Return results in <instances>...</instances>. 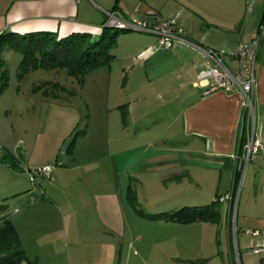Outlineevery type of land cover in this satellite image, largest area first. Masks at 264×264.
I'll list each match as a JSON object with an SVG mask.
<instances>
[{"label": "crops", "instance_id": "0c3cea01", "mask_svg": "<svg viewBox=\"0 0 264 264\" xmlns=\"http://www.w3.org/2000/svg\"><path fill=\"white\" fill-rule=\"evenodd\" d=\"M102 1L0 0V34L51 32L62 39L73 33H88L96 39L107 13L115 12L98 4ZM253 1L251 10L246 8L244 12L246 0H146L144 11L138 17L148 16L151 11L162 19L174 20L184 30L186 41H176L169 50L149 53L147 50L155 43V35L138 32L147 39L140 43L136 55L130 57L135 62L129 70L134 71L132 75L127 74L126 81L137 77L140 68L144 71L147 68L148 77L145 76L137 92L146 93L143 96L149 98L154 91L161 99H170L158 109L164 107L173 120L161 139L152 137L150 130L141 124L146 114L142 110L151 103L141 99L130 103L127 111L130 124L125 121L116 126L114 119L106 117L94 140L91 133L84 131L81 139L84 147L77 144L70 161L61 167L55 166L53 180L47 182L46 189L36 184L42 198L47 200L26 207L25 212H17L13 218L10 216L26 256L23 236L34 230L36 237L31 244L40 240L35 246L36 253L32 254L35 261L27 256L30 261L43 264V257L38 253L40 245H46L47 258L56 250L49 237L56 234L49 224L60 219L64 224L63 251L86 253L78 264H158L160 256L178 258L175 251L183 243L182 226L200 224L211 228L208 226L221 222V212L218 224L145 219L137 212L142 210L138 206L140 191L149 188V183L163 191H168V183L175 188L187 186L193 194V205L209 204L214 201V194L232 192L235 195L243 167L246 168L242 191L245 195L242 198L241 194L237 215L232 204L226 202L224 223L228 246L232 250L230 219L234 213L239 231L247 237L244 249L248 250L251 243L264 246L261 235L264 234V150L246 163L245 146L252 129L245 121L241 93L223 90L205 93L212 79H199L208 69L205 51L209 49L224 52V64L236 69V61L229 54L239 43H249L255 37L264 12V0ZM118 11L123 14L125 10ZM255 74L254 131L264 145V41L258 45ZM143 88L148 89L142 92ZM179 120L184 139L181 144H174L176 139L172 138L177 133L173 127ZM51 161L53 158L47 157L33 165ZM129 189L135 192L134 204L128 199ZM180 204L174 200L169 206L142 211L171 212L179 209ZM246 230L258 231V236H250ZM197 243L193 236L194 251ZM215 256L193 253L197 264H209ZM247 264H264V258L256 262L248 260Z\"/></svg>", "mask_w": 264, "mask_h": 264}, {"label": "rangeland", "instance_id": "374dc122", "mask_svg": "<svg viewBox=\"0 0 264 264\" xmlns=\"http://www.w3.org/2000/svg\"><path fill=\"white\" fill-rule=\"evenodd\" d=\"M98 4L108 8V10L115 9L116 13H120L124 18L137 19L140 15L139 12L144 11L143 6H146V0H103L102 3ZM246 4L247 7L244 5V12L246 8L251 10L254 1L246 0ZM118 9L125 11L122 14ZM152 13L151 11L148 12V14ZM145 36L131 30L120 32L117 36V45L112 51L114 55L112 62L87 73L83 78V83H80L77 78L69 76L65 71L56 72L42 68L32 70L19 79L17 72L22 54L12 50L4 53L8 78L7 85L3 89H1L0 78V205L7 206L6 214L12 215L13 218L17 212L22 210L25 212L26 207L47 200L42 198L36 184L40 183L42 188L46 189L47 182L51 183L53 176L47 178L36 175L32 181L25 170L33 171L38 167V165L33 164L47 157L53 158L51 164L56 167H61L62 164L66 165L72 157L67 150L69 144L73 143L74 147L77 144L84 147V142L81 140L84 131L91 133V138L94 140L99 134L100 124L106 123V117L111 120L114 119L116 126L122 122L124 124L125 121H129L130 124V120L127 118L130 103L135 104L137 100L141 99L142 102L147 100L151 103L149 108L142 110L146 114L141 124L150 130L152 137L162 138L163 131L171 124L173 118L168 116V110L166 111L164 107L158 109V106H162L163 102L167 103L170 99H161L158 97L161 95L154 91L150 92V97L149 94L147 95L149 98L143 96L146 93L137 92L140 90V85L148 77L147 68L145 71L140 68L137 77L131 76L132 78L129 77L128 83L126 81L127 74L134 71L129 70L135 62L130 57L136 55L135 52L140 48V43L147 39ZM138 67V65L135 66L136 69H139ZM149 77L151 79V76ZM57 84L62 88H58ZM146 89L148 88H143L141 91L145 92ZM110 113L109 117L108 114ZM134 125L136 126V124ZM139 129L140 126L137 130ZM173 129L177 133V137L172 138L173 140L176 139L173 143L181 144L184 139L181 120L176 122ZM8 153L19 161L20 169L13 165ZM245 172L246 168L243 167L235 188L233 212L235 211L236 215L241 194L242 198L245 195L242 192ZM167 186L168 191H163L162 188H157V185L153 186L152 183H149V188L140 191L139 208L146 212L149 209L157 210L161 206H169L174 200L181 202L177 208L203 206L193 205V194L188 192L187 186L175 188L169 183ZM31 193L32 195H30ZM221 194L223 192L219 193V195ZM213 197L215 200L217 195L214 194ZM171 200L173 202H169ZM21 202L24 205L21 206ZM226 202H223L225 204L220 203L222 218L218 225H209L208 227L211 228L200 224L182 226L183 243L180 250L175 251L179 257L165 259L160 258V256L158 264H197L193 259V253L216 254L209 264H237L234 256V243L232 250L228 246L224 223ZM49 225L56 234L49 236L53 240L56 250H53L50 258H47L46 245H40L38 253L40 252L39 254L43 257L42 263L78 264L79 259L86 253L68 254L63 251V221L60 219L58 222ZM41 226L43 225L39 227ZM238 226L240 228L239 224ZM37 230L36 232L40 233ZM261 235L264 238V234ZM193 236L198 241L196 251L193 250ZM34 237H36L34 230L28 236H23L27 256L31 260L34 258L32 254L36 253L34 251L36 250L35 246H38L40 242L39 240L38 243L32 245ZM246 242L247 237L239 231L237 244L241 264H247L248 260L251 259L256 262V259L264 258V253L254 254L244 249ZM53 243L51 244L53 245ZM166 250L167 253H170L168 249Z\"/></svg>", "mask_w": 264, "mask_h": 264}, {"label": "trees", "instance_id": "16d2710c", "mask_svg": "<svg viewBox=\"0 0 264 264\" xmlns=\"http://www.w3.org/2000/svg\"><path fill=\"white\" fill-rule=\"evenodd\" d=\"M261 22H264V12H262ZM120 32H126V30L104 27L103 25L101 33L96 39L88 33H73L59 39L56 33L51 32H32L21 35L2 32L0 34L1 89L6 87L8 78L3 57L5 51H18L22 54L17 72L19 79L32 70L42 68L56 72L65 71L69 76L75 77L80 83H83V78L87 73L112 62L114 58L112 51L117 45V36ZM58 88L62 87L58 85ZM73 147V143H70L68 152L72 153ZM8 157L14 166H19V161L12 154ZM127 196L130 203H136L134 191L129 189ZM217 197L213 202L203 206H184L171 212L156 214L145 213L142 210H137V212L149 220L175 221L182 224L193 222L218 224L220 203L216 200ZM6 212L7 206L1 204L0 264H36L27 258L19 235Z\"/></svg>", "mask_w": 264, "mask_h": 264}, {"label": "built area", "instance_id": "2783aa9c", "mask_svg": "<svg viewBox=\"0 0 264 264\" xmlns=\"http://www.w3.org/2000/svg\"><path fill=\"white\" fill-rule=\"evenodd\" d=\"M80 1V0H76ZM104 27H110L121 30H131L142 33H150L155 35V43L148 48V52L152 53L156 50H169L176 41H186L184 30L178 26L174 20H165L158 17L157 14H149L148 16L139 17L137 19L124 18L120 13L110 12L103 24ZM261 41H264V22H260L257 28V34L249 43H239L229 56L236 61V69L228 68L224 64L226 54L222 51L206 50L205 56L209 61L208 69L199 75V79L211 78L212 84L206 89L205 93H210L215 90H223L225 92L238 91L242 95V109L244 111L245 121L249 128L248 142L245 146L246 156L245 161L255 157L260 150H264V145L260 143L255 136V110L256 103L254 98V89L256 86L255 69L257 65V49ZM195 85H199L196 82ZM55 165L46 163L38 166L33 171L25 170V173L33 181L36 175L47 178L52 177ZM219 203L230 202L234 203V195L232 192L220 195L216 199ZM239 229L236 224L235 213L230 219V242L233 248L234 256L237 264L240 262V252L237 244V235ZM246 234L250 236H258V231L246 230ZM249 252L259 254L264 253V246H257L251 243L247 248Z\"/></svg>", "mask_w": 264, "mask_h": 264}]
</instances>
